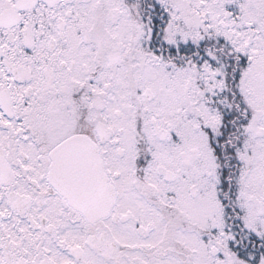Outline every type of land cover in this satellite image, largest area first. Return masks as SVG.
Returning a JSON list of instances; mask_svg holds the SVG:
<instances>
[{"label":"snow or ice","instance_id":"obj_1","mask_svg":"<svg viewBox=\"0 0 264 264\" xmlns=\"http://www.w3.org/2000/svg\"><path fill=\"white\" fill-rule=\"evenodd\" d=\"M0 264H264V0H0Z\"/></svg>","mask_w":264,"mask_h":264}]
</instances>
